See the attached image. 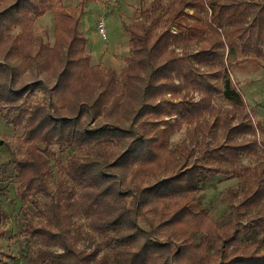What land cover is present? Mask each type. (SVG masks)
<instances>
[{
    "label": "trees",
    "instance_id": "1",
    "mask_svg": "<svg viewBox=\"0 0 264 264\" xmlns=\"http://www.w3.org/2000/svg\"><path fill=\"white\" fill-rule=\"evenodd\" d=\"M87 2L76 15L62 0H0V111L23 130L14 166L18 195L34 207H23L24 235L37 240V261L264 264V159L242 162L257 153V140L249 139L256 128L250 121L231 125L226 115L247 118L224 51L239 43L246 56L264 57V0H140L143 21L125 23L131 48L120 73L93 62L79 29ZM206 8L202 24L183 23L188 9ZM50 12L54 44L46 30L35 34ZM167 19L178 32L155 31ZM179 41L199 48L179 52ZM216 96L231 108L217 107ZM206 112H226L223 143L207 141L220 126L216 119L199 124L197 147H169L175 130ZM52 147L72 149L66 163ZM218 175L239 179L227 190L231 215L223 229L198 200L202 185ZM1 225L0 217V242ZM84 227L93 249L79 247Z\"/></svg>",
    "mask_w": 264,
    "mask_h": 264
},
{
    "label": "rangeland",
    "instance_id": "2",
    "mask_svg": "<svg viewBox=\"0 0 264 264\" xmlns=\"http://www.w3.org/2000/svg\"><path fill=\"white\" fill-rule=\"evenodd\" d=\"M69 9L78 15V6L82 0H62ZM97 1V0H88ZM175 0H163L164 4H169ZM259 2L261 0H250ZM151 0H147L146 6L150 4ZM108 4L109 7L106 5ZM87 6V3H86ZM85 6V8H86ZM88 12L83 18L88 17V21L92 24L89 30L84 33L90 42V50L98 51L99 47L104 44L110 45V53L116 51L118 45L125 46L128 41V36L125 31V23L127 25L139 24L143 21L140 15V0H100L88 6ZM106 10V11H105ZM108 11V12H107ZM105 24L108 32V42L96 41L98 39L97 27L94 24L95 16L106 14ZM209 9H188L187 15L182 19L183 23L191 25L194 23L202 24L207 18ZM85 14V13H84ZM55 19L52 12L47 13L40 18L35 24V34L41 35L44 30L48 32L47 40L52 44L55 43ZM167 26L178 32L177 26L174 22H162L155 31H162ZM100 37V36H99ZM177 51L182 52L187 50L194 52L198 50L199 46H185L182 41H179ZM226 57V64L228 65L226 74L234 82L238 90L242 92L245 101V113L247 118L239 117L237 112H231L229 115L226 112L220 113L218 116L210 115L206 112L201 118L200 122L196 121L193 124L184 123L183 126L170 136L169 147L175 148L183 142H186L191 147L195 148L202 142L204 133L201 131V123L205 125L207 122L214 123L216 119L219 120V125L212 129V135H208L207 141L213 145L223 143V132L225 128L222 123L226 115L233 117L231 125H236L241 122L252 123L256 128V135L250 136L249 139L257 140L255 148L257 153L244 154L242 162L248 166H254L261 163L264 159V57L246 56L241 52L239 43L234 49L226 47L224 49ZM123 53H128V50H123ZM124 57L121 58V65L124 64ZM126 65V63H125ZM124 65V66H125ZM104 70L113 69L111 65L102 63ZM122 67V66H121ZM119 73L123 68H119ZM205 72L209 69H203ZM225 72L220 70L216 73V78L213 82L221 85L222 76ZM194 100L200 98L198 92L194 93ZM43 94L38 95V99H42ZM214 103L217 107L231 108V104L224 101L220 96H216ZM226 114V115H225ZM22 128H16L12 123L6 121L0 111V217L2 219L1 227L6 231V236L0 242V260L2 264H42L37 261V240H32L24 235L26 227L23 207L34 211L32 204H24L23 199L18 195V186L16 183V176L18 171L14 166V160L20 156V143L22 138ZM51 151L57 156V160L66 163L68 156L72 149L52 147ZM59 176L58 167L55 166V174L53 181ZM239 179H232L226 175H218L210 177L203 185L202 191L198 194L200 206L212 215L223 229L230 223L231 209L228 205L227 190L229 188L237 189ZM201 190V186H200ZM78 223H85V220H79ZM144 226V224H142ZM89 229L84 227L81 231V239L79 242L80 248L93 249L95 246L94 238H88ZM97 236V235H96ZM202 234H197L195 241L200 243ZM100 239H96V242ZM93 242V243H92ZM264 251V248H263Z\"/></svg>",
    "mask_w": 264,
    "mask_h": 264
},
{
    "label": "crops",
    "instance_id": "3",
    "mask_svg": "<svg viewBox=\"0 0 264 264\" xmlns=\"http://www.w3.org/2000/svg\"><path fill=\"white\" fill-rule=\"evenodd\" d=\"M103 1L106 2L108 0H103ZM98 2H100V0L88 1L87 2V6L85 8V14L81 17L80 26H79L80 31L84 35H86L84 33V31L85 30H89L91 28V26H92V24H90L89 21H88V17H85L86 18L85 19V23H83V18L86 15V13L88 12V9H89L88 6L91 5V4H94V3H98ZM106 5L109 7L108 4H106ZM107 12H106V14H104V16H102L103 14L95 16L96 20L94 21V24L96 25V27H97V22L101 18L105 19V17H107ZM126 34H127V32H126ZM127 36H128L127 38H128V41H129L125 45L127 47L123 48L122 45H118L117 48H116V51L111 52V53H110V45H107V44H104L101 47H99L98 51H96V52L91 51L90 50V42H89L88 49H89L90 54L93 57V62L95 64H100V65H102V63L111 65L113 69H115V70H117L119 72V70H120L119 68H124L125 60L130 55L131 43H130V39H129V35L128 34H127ZM96 41H100L101 42V38L98 36V39H96ZM106 42H108V41H106ZM125 49L128 50V53H123V50H125ZM123 56H125L124 57V64L121 65L120 62H121V60H122L121 58H123Z\"/></svg>",
    "mask_w": 264,
    "mask_h": 264
},
{
    "label": "built area",
    "instance_id": "4",
    "mask_svg": "<svg viewBox=\"0 0 264 264\" xmlns=\"http://www.w3.org/2000/svg\"><path fill=\"white\" fill-rule=\"evenodd\" d=\"M97 32H98L100 38L103 41H108V32H107V27H106L105 19L104 18H101L97 22Z\"/></svg>",
    "mask_w": 264,
    "mask_h": 264
}]
</instances>
